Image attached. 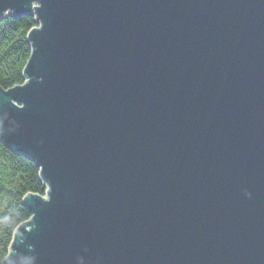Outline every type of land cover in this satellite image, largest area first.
Segmentation results:
<instances>
[{"label":"water","instance_id":"water-1","mask_svg":"<svg viewBox=\"0 0 264 264\" xmlns=\"http://www.w3.org/2000/svg\"><path fill=\"white\" fill-rule=\"evenodd\" d=\"M24 14L0 140L47 191L3 264H264V0H0Z\"/></svg>","mask_w":264,"mask_h":264},{"label":"trees","instance_id":"trees-1","mask_svg":"<svg viewBox=\"0 0 264 264\" xmlns=\"http://www.w3.org/2000/svg\"><path fill=\"white\" fill-rule=\"evenodd\" d=\"M38 25L33 14L0 18V87L24 84L32 54L28 34ZM46 191L37 163L0 140V264L9 254L16 229L32 217L24 197L30 193L44 196Z\"/></svg>","mask_w":264,"mask_h":264},{"label":"rangeland","instance_id":"rangeland-1","mask_svg":"<svg viewBox=\"0 0 264 264\" xmlns=\"http://www.w3.org/2000/svg\"><path fill=\"white\" fill-rule=\"evenodd\" d=\"M25 81H26V79H25Z\"/></svg>","mask_w":264,"mask_h":264}]
</instances>
